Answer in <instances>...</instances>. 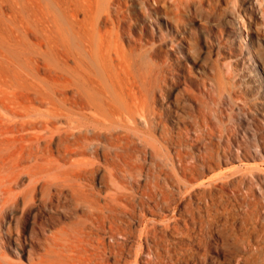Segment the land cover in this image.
I'll return each mask as SVG.
<instances>
[{
    "label": "rangeland",
    "instance_id": "374dc122",
    "mask_svg": "<svg viewBox=\"0 0 264 264\" xmlns=\"http://www.w3.org/2000/svg\"><path fill=\"white\" fill-rule=\"evenodd\" d=\"M0 91V264H264V0H0Z\"/></svg>",
    "mask_w": 264,
    "mask_h": 264
},
{
    "label": "bare ground",
    "instance_id": "6f19581e",
    "mask_svg": "<svg viewBox=\"0 0 264 264\" xmlns=\"http://www.w3.org/2000/svg\"><path fill=\"white\" fill-rule=\"evenodd\" d=\"M176 45V44H175ZM176 47H177V45H176ZM1 92V91H0ZM16 180V179H15ZM50 186V183H48V182H42L40 185H39V188H40V198H39V203L40 204H38L37 206L39 207V205H41V206H43L44 207V204H46V203H48L47 201H46V199H44V189H46V188H48ZM2 190V192L3 193H5L6 192V188L5 189H1ZM54 190V189H53ZM65 191V190H64ZM55 194L56 195H59L60 194V191L59 190H57L56 192H55ZM38 195V194H37ZM63 198V197H62ZM7 199H5V200H3V202H2V204H1V207H0V217H2V211H3V207H2V205L3 204H5L6 206L5 207H7L8 205H7ZM33 203V201H31V197H27V196H22V199H21V202H20V214H23V213H25L27 210H28V208L30 207V205ZM10 204H12V202H9V205ZM49 205H51L50 203H49ZM36 206V210L38 209V207ZM60 206V205H59ZM61 207V206H60ZM52 208H53V206H52ZM54 209V208H53ZM38 211H39V209H38ZM31 212V211H30ZM45 212V211H44ZM27 214V213H26ZM25 214V215H26ZM32 214V213H31ZM39 214H41V213H39ZM9 216V215H8ZM34 216H35V212H34ZM40 216V215H39ZM25 217V216H24ZM44 217V216H43ZM42 217V218H43ZM18 218H20V217H18ZM40 219V218H39ZM38 221V220H37ZM26 223V222H25ZM23 224V223H22ZM38 228V227H37ZM41 229V228H40ZM24 232V231H23ZM26 232V231H25ZM81 233V235H83V233H84V231H82V229H80V228H78V229H76V233ZM15 233V232H14ZM38 233H40L39 231H38ZM24 236V235H23ZM35 240H36V238H35V235H34V232H33V230H32V228H29V230H28V232L26 233V236L24 237V239H23V241H22V244H19V243H17V242H15V240H13L12 239V242H13V244L14 245H12V250L15 252V254L16 255H18L19 254V252L21 251V250H25L26 252H27V256L29 257L30 256V254H31V243H34L35 242ZM34 241V242H33ZM8 243V242H7ZM37 245V244H36ZM8 247V246H7ZM6 247V248H7ZM25 248V249H24ZM40 248V247H39ZM13 252V253H14ZM45 253H46V249H45V252H44V254L42 255V256H40L38 259H37V261L35 262V263H33L32 261H30L28 264H44V260H43V258L45 257Z\"/></svg>",
    "mask_w": 264,
    "mask_h": 264
}]
</instances>
